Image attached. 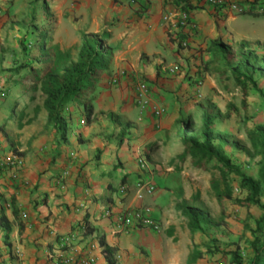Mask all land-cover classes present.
<instances>
[{"label":"crops","instance_id":"1","mask_svg":"<svg viewBox=\"0 0 264 264\" xmlns=\"http://www.w3.org/2000/svg\"><path fill=\"white\" fill-rule=\"evenodd\" d=\"M215 11L205 0H0V90L8 92L6 98L0 96V157L6 158L0 159V216L3 212L6 218L0 221V264H51L48 253L60 250L68 251V264H77L87 243L94 245L95 264H109V259L115 264H188L190 251L196 253L190 264H232L225 251L240 252L245 241L250 245L253 239L244 227L254 228L261 210L232 203L238 189L229 184L231 198L218 200L213 191V200L222 207L217 214H207L202 210L201 170L190 166L188 157L181 158L183 121L201 119L198 105L205 100L219 111L214 119L232 117L242 109L251 117L248 129H264V65H254L250 71L256 88L251 86L244 99L232 78L221 82L214 73L209 51L218 38L231 45L246 41L250 49L264 39L231 42L223 31L225 20H217ZM184 12L196 23V36L187 28L180 30L177 19ZM34 30L62 49L74 47L75 52L82 33H109L111 61L98 73L95 87L86 90L93 97L92 121L86 123L81 102H68L60 116L65 137L46 124L43 97L32 88L41 61L35 64L19 48L18 42ZM185 34L189 40L183 48L178 38ZM140 79L147 87L141 96L146 101L142 113L136 100ZM32 95L34 101L29 100ZM8 103L12 121L2 113ZM35 106L39 110L33 117ZM152 142L157 147L141 169L138 150L146 155ZM12 145L22 152L11 153L19 164L6 154V146L12 149ZM182 166L188 171L172 172ZM139 181L152 183V194L139 199ZM196 192L200 194L197 208L222 220L219 225L205 224L219 228L217 234L208 233L216 239V252L206 247L210 240L200 229L203 223L195 227L181 216V200ZM246 195L245 191L242 199ZM260 203H264L261 198ZM142 206L149 209L154 227L131 222L124 232H114L121 213ZM86 222L92 232L70 248L63 246V238Z\"/></svg>","mask_w":264,"mask_h":264},{"label":"trees","instance_id":"2","mask_svg":"<svg viewBox=\"0 0 264 264\" xmlns=\"http://www.w3.org/2000/svg\"><path fill=\"white\" fill-rule=\"evenodd\" d=\"M109 33L103 31L98 34L82 33L81 43L75 52L74 47L60 48L57 44L51 43L48 40L43 41L39 48V60L42 63V68L39 75L32 83L33 91L39 92L43 97L42 108L47 114L46 124L53 126L62 137H65L64 129L60 125V115L63 107L70 101L81 102L86 109V123L92 121L93 97L86 94L88 88L93 89L98 80V73L106 69L111 61L112 48L108 46L107 40ZM257 47H264V43L256 41ZM240 50L241 62L232 65L228 61V56L235 54L234 47L221 39H216L210 45L209 51L212 55V63L214 64V73L220 78L228 80L232 78L235 84L240 86L242 94L245 95L247 87L256 88V82L248 70V64L253 66L257 63L264 64V54L258 55L255 49L249 48V43L241 41L238 45ZM217 65V66H216ZM262 94V93H261ZM262 96H264L262 94ZM35 96L32 95L29 100L34 101ZM243 102V101H242ZM198 107L202 110L201 114V131L197 135H187L189 128L192 126V121L187 119L181 129L180 144L183 147L181 158L185 160L188 157L190 166L208 171L216 169L219 178H211L210 185L220 200L221 197L226 199L231 198V192L228 175L235 174L240 178V186L246 191L247 195L244 199H236L239 205H255L262 210V215L256 221V228L253 232L262 231L264 226V203H260L259 195L261 188L264 187V165L258 172V180L240 171L227 157L219 145L213 143L212 125L213 120L219 114L218 109L210 100H205ZM244 103H242V108ZM233 108L232 104L228 105V109ZM39 108L34 107L33 117L36 116ZM30 119L26 120L28 122ZM21 127V123L18 122ZM247 137L252 141L253 145L256 141L262 146L264 153V129L257 127L253 130L246 129ZM146 156L154 150L157 145L155 142L147 144ZM17 152V151H16ZM22 154V152L18 153ZM200 194L196 192L188 199L181 200V216L186 219L187 223L192 226H198L200 222L206 224L219 225L222 223L221 218L215 220L204 214L197 208ZM200 202V201H199ZM223 216L221 212L220 217ZM221 220V221H220ZM0 221L4 223L6 218L1 213ZM92 228L86 222V232L91 233ZM100 244H103L100 240ZM258 244H260L258 246ZM253 254L247 264H259L264 257V235L255 236L250 242ZM105 250V249H104ZM194 251H190L188 256V264L194 259ZM231 255L232 264H244L241 253L238 249L227 251ZM109 264H115L109 259Z\"/></svg>","mask_w":264,"mask_h":264},{"label":"rangeland","instance_id":"3","mask_svg":"<svg viewBox=\"0 0 264 264\" xmlns=\"http://www.w3.org/2000/svg\"><path fill=\"white\" fill-rule=\"evenodd\" d=\"M232 17H234V19L227 17L225 19V23H224L225 26L223 25L224 26L223 27L224 34L229 35V40L231 42H233V40L236 41L238 39H242L245 37L246 38L264 39V15H254V14H250V13H245V14L233 15ZM38 29H40V28H38ZM41 29H42V27H41ZM41 31L43 32V30H41ZM38 33L39 34H37L34 30V31L30 32L29 34H27V36H25L23 39H21L18 42L19 48H20L22 54H24V52L27 51V55H30V58L32 57V60L35 62V64L39 62L40 45H41V43H43V41L46 40V38L44 39L42 37L43 36L42 33H40V32H38ZM27 42H30L32 44V47L29 50L26 48ZM232 46L234 47V53L235 54L228 56V61L230 64L235 65L236 63L241 62L240 57H239L240 50H239L237 44H232ZM254 49L258 55L264 54V52H263L264 48H262V47L257 48V46H256ZM22 58L23 57H21V59ZM260 64L261 63H257L255 65L258 66ZM262 65H264V64L262 63ZM247 66H248L249 73H250V71L254 70V67L251 63H249ZM220 79H221V82L225 81L222 78H220ZM7 82H9V79L6 80V83ZM250 88H251V86L247 87V92L245 95L241 94L242 97H244V99L246 96L249 95L248 90ZM252 88H254V87H252ZM214 90H215V94H217V96H220L216 92V89H214ZM0 92H1L0 96H3L5 98L8 96V92H7L6 88L4 90H0ZM240 92L242 93V90H240ZM225 96H226V94H224V97ZM261 97L264 101V96H262V94H261ZM2 103H4V101ZM215 107H216V105H215ZM240 108H242V105H240ZM2 109L4 110L2 113L6 112L5 114H6L7 120L12 121L13 120V115L11 112L12 104L8 103L7 105H5V108L2 107ZM239 111H240V113L238 112V114L233 115L232 117L226 115V116H228V117L225 116L226 118L218 117V118L214 119L213 125H212L213 143H215L216 145H219L222 148L225 155L227 154V155H229V157H231L229 159L231 160L233 165H235L238 169H240V171L244 172V174H246L248 176L258 177L257 174H258L260 168L264 165L263 149H262V146L259 144L258 141H256L255 145H253L252 141L246 135L245 131L247 129V122H250V118H251L250 115L245 113L242 109H240ZM187 119H190V121H192V126L189 128L187 135H197L201 131V119H195L194 120L190 117L189 118L187 117L183 121V125ZM60 120H61V117H60ZM59 122L61 123V121H59ZM222 129H224V130H222ZM180 136H181V130H180ZM20 152L21 151L18 150V147L13 146L11 149V148H9V146H6V154L10 153L9 155H11V160H15L16 164H19L20 161L18 158L12 159V154L15 153L16 155H18V153H20ZM0 159L6 160V158H3V156L0 157ZM0 163H1V160H0ZM8 166H10V164ZM186 169H188V168H186ZM186 169L182 166L180 169L172 170V172H180L181 170L188 171ZM18 170H19L18 166L13 170L15 176H17V174L19 175ZM198 173H200V175H199L200 176V185L202 187V190L204 192V197H205V203H204L205 205L202 208V210L204 212H206L207 214H210V213L211 214H215V213L217 214V211L222 207V205L219 203V201L213 200L214 195H213V190L211 189V187H210V191L209 190L206 191L205 187H206L207 182L209 180L208 175H211L210 177L219 178L218 171L216 169H210L208 171L201 170ZM228 182L232 187H236L238 189L237 192H233L234 195L236 196L235 198L238 199V197H241V199H242L244 197L245 190H242V191L240 190V187H239L240 178L237 175L231 173L228 175ZM260 198L264 202V187L261 188V192L259 195V201H260ZM235 201L236 200H232V203L237 204V203H235ZM257 208L260 209L259 207H257ZM262 213L263 212L261 210L260 216L262 215ZM202 223H203V226L200 229L204 235L208 236V233H211L212 235L217 234V232L219 231L218 230L219 228L213 227L212 225L207 226V225H205L206 223H204V222H202ZM255 228H256V222L254 223V228H251L248 230L247 225H246V227H244L245 230L247 229L246 231H248V232L250 231L249 235L252 237V239H254L255 236H260L262 238L264 235V226L262 227L261 232H259V231L253 232V229H255ZM220 234L222 236L223 235L225 236V230H222ZM208 238L210 240L206 244L208 251L209 252H216L218 250V247L216 245V239H214V238L211 239L209 236H208ZM176 241H177V239L175 240V242ZM248 242L249 241H245L242 245H240V247H243L242 249L239 247L240 252L244 253L241 256L244 264H247L249 262V260L251 259V257H249V254H253L252 248ZM259 245L260 244H258V246ZM248 249L250 251H248V253H247L246 250H248ZM227 251H225V253ZM260 264H264V258L260 261Z\"/></svg>","mask_w":264,"mask_h":264},{"label":"built area","instance_id":"4","mask_svg":"<svg viewBox=\"0 0 264 264\" xmlns=\"http://www.w3.org/2000/svg\"><path fill=\"white\" fill-rule=\"evenodd\" d=\"M203 1V0H202ZM207 2H210L214 5L216 11L215 16L217 20L224 21L227 17L230 15H238V14H245L250 13L254 15H264V0H247L246 3H239L233 0H205ZM165 20H168V17H164ZM178 26L180 27V30H184L185 28L188 29V32L190 35L196 36L198 34V27L196 23L191 22L190 18L188 17L187 13H182L178 19H177ZM188 34V35H189ZM188 40L189 37L185 34L183 37L178 38V44L182 46L183 48H186L188 46ZM32 47V44L30 42L26 43V48L29 50ZM138 86L136 87V91L138 92L137 104L140 107V113H142V108L146 105V101L144 100L142 95H146L147 87L145 82L140 79ZM160 113V111H158ZM137 163L140 166L141 169H145L147 164L146 155L143 149L138 150V154L136 156ZM138 189L136 191V196L139 199H142L145 194H152L153 192V184L143 183L140 184V181L138 182ZM109 211L106 212L108 214ZM131 222H134L137 226L142 227H154L155 224L153 222V219L151 218L149 214V209L147 207H139L137 209L123 212L119 215V221L115 225L114 232H124L129 224ZM86 233V225H82V227L77 228V231L70 232L67 234L63 240L62 245L66 246L68 248L72 247L73 242H76L78 240H83L85 238ZM94 245H90V243H87L84 247V251L80 256L79 261L77 264H95V259L92 254V249ZM68 251H51L48 253L47 257L51 264H68ZM222 264V263H220Z\"/></svg>","mask_w":264,"mask_h":264}]
</instances>
